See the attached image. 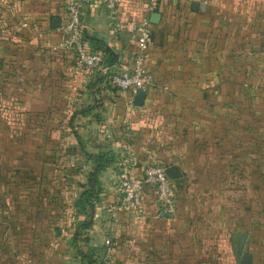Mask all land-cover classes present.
<instances>
[{"label":"crops","instance_id":"0c3cea01","mask_svg":"<svg viewBox=\"0 0 264 264\" xmlns=\"http://www.w3.org/2000/svg\"><path fill=\"white\" fill-rule=\"evenodd\" d=\"M68 1L71 0H0V119H3L2 117L7 119L6 134L10 136L7 149L11 150L12 160L9 167L14 171L20 161V154L23 155L22 160L25 163L23 176L12 175L10 178L13 184L21 181L23 189L16 186L5 194L0 193V264L63 262L61 235L63 212L60 204L62 194L61 190H57L56 172L53 180H50L52 176L46 175L47 156L44 151H47L49 156L47 161L52 159L51 163L56 167L59 156L57 153L62 148V132L60 128L57 129V122L62 119L64 108L67 112L73 109L71 111L73 115L90 117L89 115L95 114L97 118L100 114L113 113L115 116L122 111L121 120L124 121L122 129L133 130L140 125L137 123L138 119L142 121L149 118L148 115H154L157 119L159 115L155 109L160 107L159 103L168 108L177 100H181L183 95L185 98L188 96L187 101L192 100L188 103L200 104L204 102L206 95L202 93L205 89L201 90L208 84L209 78L205 64L193 58L184 63L172 64L165 57L169 53L165 44L171 45L168 50L172 49L175 56L176 43L173 35L164 31V21L172 16L177 17L181 10L182 15H187L185 8L188 3L184 0L179 2V7L174 5V2L161 4L156 11L160 14L159 21L156 23L150 21L151 39L147 66L154 74L155 81L145 95L143 105L137 106L139 109L131 107L126 92L118 91L120 95L116 97L109 94L105 84L106 78H103L106 76V70L80 68L71 53L52 49L61 36L60 27L66 16ZM72 1L79 5L82 12L87 48L91 51H102L97 40L101 41L104 47H108L115 54L117 61L114 65L128 63L126 58H129L135 49V32L127 29L112 31L102 0ZM192 3L194 1L190 2L192 13L203 7L196 2L198 7L194 9ZM118 4L120 18L126 24L146 16L145 0H118ZM54 18L60 20L57 28L52 25ZM190 48L186 47L188 50ZM32 56L34 60L31 59ZM106 65L107 69L112 66L108 63ZM209 82H213L216 88L215 97L221 95L224 87L222 82L214 77H210ZM85 101L90 104L86 108L76 110L77 108L73 107L75 103L81 105ZM214 102L223 104L222 98ZM132 106L135 107L133 102ZM136 113L140 116L136 117ZM196 116L200 118L201 114ZM206 129L207 127L198 128L201 139L197 142L199 148L204 147L205 151L207 143H210L207 140ZM98 130L90 144L93 149L106 151L109 147L104 144L105 141L95 145L94 139L98 136L105 139L108 130L104 125L102 130ZM225 133H228L231 139L235 136L234 139L237 140L238 135L233 127ZM128 136L124 137L128 140V145H124V149L132 152L133 172L141 176L144 166L159 159V153H153L151 150L152 152L147 155L142 152L147 150L139 145H133ZM158 136V130H154L152 137ZM224 139L223 134L220 137L217 135L215 142L217 141L218 146L223 148ZM230 145L237 144L231 142ZM20 151L22 153H18ZM95 155L93 152L89 159L94 161ZM191 158L192 156L189 159ZM229 161L231 176L230 180L226 178V182L230 181L232 184L236 182L234 178H238L235 170L238 165L233 164L232 159ZM26 162H30L28 163L30 166L26 165ZM186 162L187 158L183 155L172 157L167 162V166L178 165L182 173L181 178L173 179L175 191L178 188L177 184L185 178L183 168L188 166ZM246 178L249 179V174ZM252 179L253 173L250 174V180ZM61 180L58 179L59 184ZM47 183L51 191L46 190ZM50 184L54 185L53 189ZM113 189V192L104 190L101 201L87 211L90 212L89 218L93 220L90 222L91 227L90 223H87L89 224L87 231L91 237L88 238L87 244L91 248H103L110 253L111 264H174L175 257L180 264H190L192 256L189 249L192 247L190 239L175 237V233L180 231L175 230L176 225L183 229L189 227V224L181 221L175 222L178 219V211L170 218L157 214L153 193L146 188L143 218L136 220L132 212L121 207H118L116 216H113L110 204H117L119 199L116 186ZM72 210L75 215L78 214L74 208ZM236 235H245V238L240 242ZM259 240L252 232L231 233L232 249L237 264H264V253L259 254L252 249H245L247 246L249 248L258 246ZM262 242L264 243L263 239Z\"/></svg>","mask_w":264,"mask_h":264},{"label":"rangeland","instance_id":"374dc122","mask_svg":"<svg viewBox=\"0 0 264 264\" xmlns=\"http://www.w3.org/2000/svg\"><path fill=\"white\" fill-rule=\"evenodd\" d=\"M180 1H173L174 5L179 7ZM192 1L200 3L202 9L192 13ZM184 2L188 3L185 8L186 16L181 14V10L177 17L172 16L164 21V31L172 34L176 43L175 56L172 49L168 50L171 45L165 44L166 51L169 52L165 57L172 64L184 63L191 58L205 64L209 78L214 77L222 82V93L215 97L214 81L209 82L207 78L208 84L201 88L205 89L202 93L206 94L203 103H188L192 100L187 101L188 96L185 98L183 95L182 99L177 100L171 107L166 108L159 103L161 108L155 107L159 115L157 119L154 115H148L149 118L142 121L138 119L137 123L140 125L133 130L122 129V111L115 116L113 113H99L100 117L97 118L95 114L89 115L90 117L73 115V109L67 112L64 108L62 119L57 122V129L60 128L62 132V148L57 153L59 156L56 167L52 165V159L47 161L49 156L47 151H44L47 156V160L44 159L47 163L46 175L52 176L50 180H53L56 172L57 190H61L62 194V264H111L110 253L103 248L93 249L87 244L88 238H91L87 223L93 222L89 218L90 212L87 211L93 207L85 201L84 192L91 186L89 173L95 168V162L89 157L91 158L93 152L103 154L105 160L110 161L107 167L95 176L96 183L91 191L95 200L93 206L101 201L104 190L113 192L117 184L114 176L117 162L125 153L133 155L131 151L124 149V145H128V140L124 138L127 135L133 145L147 150L142 151L147 155L151 150L153 153H159V159L153 160L154 162L167 165L172 157L183 155L187 158L188 166L183 168L185 178L176 188L178 219L175 222L181 221L189 224V227L183 229L176 225L175 230L180 231L175 233V237L190 239V264H237L232 249L233 232H252L254 237L261 241L257 243L258 246H247L245 249L264 253V0ZM187 46L191 47L190 50L186 49ZM31 59L34 60V56ZM103 78H106L105 84L109 94L119 96L120 93L111 87L107 76ZM215 98H222L223 104L214 102ZM89 105L85 101L81 105L75 103L73 107L78 110ZM131 107L139 109L137 106ZM200 114V118L196 116ZM136 115L140 116L138 113ZM2 118L0 193L5 194L16 186L23 189L21 181L13 184L10 178L12 175L23 176L25 163L22 160L23 155L20 154V161L14 171L9 167L12 161L11 150L7 149L10 136L6 134L7 119ZM102 125L108 130V136L105 139L98 136L94 143L99 145L105 141L104 144L109 147L106 151L93 149L90 144L93 135L99 132L98 129L102 130ZM199 127H207V140L210 143H207L206 151L197 144L201 139ZM232 127L236 129L237 140L234 139L235 136L231 139V136L225 133ZM154 130H158V138L152 137ZM221 134L225 137L223 148L215 142L216 136L220 137ZM231 142L237 145L232 146ZM231 154L233 164L238 165L237 169L233 168L237 170L238 178H234L236 182L232 184L230 181L226 182V178L231 176ZM224 157L228 160L227 164ZM28 163L30 162H26V165ZM252 173L253 179L250 180ZM247 174L249 179L246 178ZM59 178L62 179L61 184L58 183ZM47 185L49 183L46 184V190L51 191ZM50 185L53 189L54 185ZM110 205L112 206V203ZM73 208L78 214H74ZM199 241L205 243L201 244ZM177 255L176 253L175 256ZM174 262L180 264L177 257Z\"/></svg>","mask_w":264,"mask_h":264},{"label":"built area","instance_id":"2783aa9c","mask_svg":"<svg viewBox=\"0 0 264 264\" xmlns=\"http://www.w3.org/2000/svg\"><path fill=\"white\" fill-rule=\"evenodd\" d=\"M145 1L146 16L126 24L120 18L118 0H102L112 31L127 29L135 32V49L131 56L126 58L128 63H119L107 69L105 53L87 48L82 12L79 5L72 0L67 3L66 16L60 27L61 36L52 46L54 51L71 53L80 68L106 70L105 75L111 87L126 92L130 105L138 91L143 90L147 94L155 81L154 74L147 66L151 39L149 15L156 12L161 4L175 0ZM133 165L134 161L130 153L123 154L117 162L116 194L119 199L117 204L109 207L112 215L116 216L118 207H121L132 212L136 220L143 218V198L146 188L153 193L157 214L165 212L174 215L177 209L176 191L173 179L165 172L167 165L151 161L144 166L141 176L133 172Z\"/></svg>","mask_w":264,"mask_h":264},{"label":"trees","instance_id":"16d2710c","mask_svg":"<svg viewBox=\"0 0 264 264\" xmlns=\"http://www.w3.org/2000/svg\"><path fill=\"white\" fill-rule=\"evenodd\" d=\"M97 42L100 44L99 48L106 55V63H108L109 65H114L117 61L115 54L108 47H104L101 41L97 40ZM93 158H94L93 162H95L94 163L95 168L89 173V179H90L89 181L91 183V186L90 188H87V190L84 192L86 194L85 201L89 203L90 207H94L93 205L95 203V200L93 199L94 194H92L91 192L94 190V183H96L97 178L95 176L99 171L104 170L107 167V165L110 163V161L105 160V157L103 156V154H96L95 156H93ZM87 227H88V224H87Z\"/></svg>","mask_w":264,"mask_h":264},{"label":"water","instance_id":"95a60500","mask_svg":"<svg viewBox=\"0 0 264 264\" xmlns=\"http://www.w3.org/2000/svg\"><path fill=\"white\" fill-rule=\"evenodd\" d=\"M192 5H193L194 9H197L198 4L196 2L192 3ZM159 19H160L159 13L153 12L150 14V21L152 23L158 22ZM59 21H60L59 18H54L53 24H52L53 27H55V28L59 27ZM145 95H146V93L143 90L138 91V93L135 94V96L133 97V104L135 106H142L144 103ZM165 172H166L167 176L171 179H178V178L182 177V173L180 171V168L176 164L168 165L166 167ZM161 216L170 218V217H172V214L161 212ZM236 236L238 237L240 242H242L245 238V235H236Z\"/></svg>","mask_w":264,"mask_h":264}]
</instances>
